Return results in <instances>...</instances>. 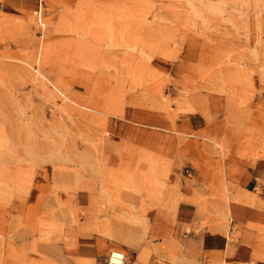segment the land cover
I'll return each instance as SVG.
<instances>
[{
	"label": "rangeland",
	"instance_id": "1",
	"mask_svg": "<svg viewBox=\"0 0 264 264\" xmlns=\"http://www.w3.org/2000/svg\"><path fill=\"white\" fill-rule=\"evenodd\" d=\"M176 78L220 99L224 134L191 160L145 151L106 167L108 143L132 140L128 106L169 111ZM233 158L264 159V0H0V264H107L114 251L225 264L149 227L188 203V235L226 233ZM76 231L94 258L68 248Z\"/></svg>",
	"mask_w": 264,
	"mask_h": 264
},
{
	"label": "crops",
	"instance_id": "2",
	"mask_svg": "<svg viewBox=\"0 0 264 264\" xmlns=\"http://www.w3.org/2000/svg\"><path fill=\"white\" fill-rule=\"evenodd\" d=\"M167 64L165 74L171 70ZM172 82L175 85L170 98L174 104L169 111L140 103L128 106L123 116L124 132L132 140L113 139L108 143L101 155L106 167H115L118 161L123 164L126 158L145 151L174 161L178 156L191 160L199 156V140L221 132L224 134L220 99L198 90L191 91L187 87L190 83L182 79L176 78ZM229 163L236 169L234 180L237 179L240 190L235 192L234 201L229 205L226 233L206 230L200 235H188L186 226L191 225L195 212L188 203L182 205L179 214L175 212L168 218L154 215L149 228L155 235L167 231L172 239H181L188 256L195 260L205 259L207 251L219 252L225 264H264V258L257 254L260 250L258 226L264 224V159L240 161L233 158ZM76 236V240L66 242L71 252L80 258H94L99 252L96 242L83 240L82 236L88 238L85 233L77 232ZM130 264L152 263H143L136 258Z\"/></svg>",
	"mask_w": 264,
	"mask_h": 264
},
{
	"label": "built area",
	"instance_id": "3",
	"mask_svg": "<svg viewBox=\"0 0 264 264\" xmlns=\"http://www.w3.org/2000/svg\"><path fill=\"white\" fill-rule=\"evenodd\" d=\"M119 255H120V257H114L115 259H113V252H110V254H109V256H108V259H107V264H123V254H121V253H119V252H117ZM116 259H118V260H116ZM113 260H115V261H113ZM116 261H118V262H116Z\"/></svg>",
	"mask_w": 264,
	"mask_h": 264
},
{
	"label": "bare ground",
	"instance_id": "4",
	"mask_svg": "<svg viewBox=\"0 0 264 264\" xmlns=\"http://www.w3.org/2000/svg\"><path fill=\"white\" fill-rule=\"evenodd\" d=\"M114 254H113V259H115L114 257L116 256V257H120V255L117 253V252H113ZM116 260H118V259H116ZM113 261H115V260H113ZM116 262H118V261H116Z\"/></svg>",
	"mask_w": 264,
	"mask_h": 264
}]
</instances>
